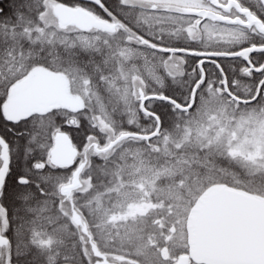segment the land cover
Wrapping results in <instances>:
<instances>
[{
    "label": "snow or ice",
    "instance_id": "1",
    "mask_svg": "<svg viewBox=\"0 0 264 264\" xmlns=\"http://www.w3.org/2000/svg\"><path fill=\"white\" fill-rule=\"evenodd\" d=\"M0 264H264V0H0Z\"/></svg>",
    "mask_w": 264,
    "mask_h": 264
}]
</instances>
